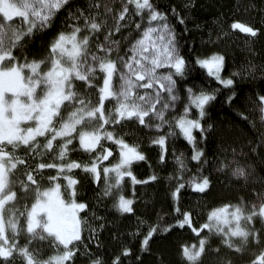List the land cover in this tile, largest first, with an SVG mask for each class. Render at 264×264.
Segmentation results:
<instances>
[{
    "label": "snow or ice",
    "instance_id": "snow-or-ice-1",
    "mask_svg": "<svg viewBox=\"0 0 264 264\" xmlns=\"http://www.w3.org/2000/svg\"><path fill=\"white\" fill-rule=\"evenodd\" d=\"M192 3L179 0L162 9L158 0H0V264H76L80 258H85V264H106L104 256L96 255L84 243L87 239L103 246L100 233L111 221L104 214L97 215L98 207L105 208L104 201L111 199L107 207L121 215L133 213L134 197L122 194L123 178L130 177L133 185L160 182L155 172L138 181L131 170L134 161H143L146 156L138 144L124 139L126 128L133 129L134 135L136 130L155 131L147 143L159 148L158 159L164 166L168 164L167 140L177 136L179 129V135L192 145L190 161L196 162L193 167L202 177L191 186L205 195L213 184L211 172L201 171L206 165L245 182L257 179L253 164L238 159L235 148L231 155L227 148L220 150L223 155L213 152L210 160L199 142L216 134L213 122L202 123L221 91L211 78L229 91L227 100L234 103L240 97L233 90V76L253 81L257 76L264 78V59L256 64L250 58L225 74L228 59L224 51L189 58L182 51L186 42L171 18L185 25ZM261 13L264 15V8ZM61 14V27L49 40L46 54L30 58L26 43L36 33L52 28ZM17 17L19 23L14 19ZM230 28L253 38L264 32L239 20H233ZM184 31H188L186 26ZM227 35L228 30L220 26L215 35L210 29L206 39L219 41ZM249 52L253 57L258 55L254 49ZM197 66L210 73L208 83L195 79ZM252 103V109L238 110L237 114L253 128L259 123L248 155L264 163V89L256 90ZM190 105L195 106V112ZM177 111L178 116L173 114ZM194 129L199 130V140ZM77 139L78 144L74 143ZM107 141H114L118 159L101 165L113 153V147L105 146ZM81 149L90 160L72 158ZM172 158L176 174L169 173L165 179L174 182L170 196L175 204L185 186L183 174L190 161L176 148ZM72 169L84 170L85 176L91 175L97 183L99 191L92 193L95 204L74 198L79 185ZM52 170L54 174L45 176ZM60 177L67 182L63 185L67 199ZM45 179L47 186H42ZM260 179L264 181V177ZM29 192L34 193L30 204ZM113 192L120 194L113 197ZM257 196L264 201V190ZM251 209L245 210L243 198L239 203L212 208L204 223L191 228L200 234L198 245H181L185 264H205V254L209 264H233L232 257L221 252L222 247L243 253L252 242L264 245V202L253 203ZM82 210L89 212L91 221ZM174 211L181 218L167 223L164 213L157 210L156 223L148 222L140 241L141 251L150 246L154 233L168 232L174 224L181 229L193 224L194 210L181 212L176 207ZM257 216L259 227L253 223ZM137 221L131 236L145 224L142 217ZM85 229L89 235L82 238ZM213 236L218 240L215 244ZM21 237L23 243H18ZM45 247L53 249L47 257L42 255ZM131 251L122 246L107 264H123L121 253ZM136 261L142 264L139 256ZM256 262L264 264V247L255 260L244 264Z\"/></svg>",
    "mask_w": 264,
    "mask_h": 264
},
{
    "label": "trees",
    "instance_id": "trees-1",
    "mask_svg": "<svg viewBox=\"0 0 264 264\" xmlns=\"http://www.w3.org/2000/svg\"><path fill=\"white\" fill-rule=\"evenodd\" d=\"M177 3L179 0H158L159 6L162 9H166L169 3ZM249 5H254L250 7ZM264 8V0H193L192 7L187 10L186 24L182 25L171 18V22L175 25L177 32L186 42V47L182 48V51L187 53L189 58L194 56H209L215 51H224L227 53L228 67L224 70L225 74L231 72L234 67L238 68L240 65L246 63L250 58L254 60L256 64L264 59V32L257 37L253 38L249 34L242 32L240 29H231L230 24L233 20H239L243 23H248L264 29V15L261 13V9ZM183 12L184 10L181 9ZM63 14L60 15L54 22V25L50 29H46L42 32L36 33L34 38H31L26 47L29 49L30 58H41L47 52V44L54 32L59 30L60 19ZM185 26L188 31L185 32ZM223 26L228 30V35L219 41H209L207 38L209 30H212V34L215 35V29ZM257 51L258 55L252 56L249 49ZM195 79L200 83H208L210 80V73L206 68L197 66L196 72L193 74ZM235 81L234 88L238 93L240 99L234 103H230L227 100L230 94L228 90H225L220 86L214 78H211L210 82L217 87H221V91L217 93L216 99L211 107L207 109L208 119L202 121V123L213 122L216 126V134L211 138H208L207 142L200 141L199 147L205 149L207 157L211 160L213 152H217L218 155L224 153L221 149L227 148L228 155H231L233 148L237 151V158L242 162L247 159L248 163L253 164L256 169L255 175L257 179L253 181L251 178L245 182L242 178L233 177L227 171L214 170L212 165H206L203 171L205 174L211 172L212 174V190L207 192V195L199 192L191 186L192 182H198L202 177L193 167L196 162L190 161L192 154V145L179 135V129H176L177 136L168 138L167 151L165 156L168 160L167 166H164L158 159L159 150L155 145L147 143V138L154 134L155 131H149L144 129L143 131L136 130L135 135L133 129L126 128L125 139L129 143L137 144L141 151H144L146 159L143 161H134L131 170L137 176L138 181H144L145 177L153 172L156 173L159 183L155 181H145L144 183L132 184L130 177H124L122 180V194L125 196H133V213H127L121 215L116 212L115 209L107 207L111 205L112 200L104 201L105 208L97 209V215L104 214L108 220L111 221L100 233V243L102 247H98L94 241L84 239V243L88 244L89 249L95 252L96 255H102L105 257L106 264L111 258L121 252L122 246L126 245L132 249L128 254L121 253L123 257V264H137L136 257H140L142 264H185L186 258L181 255V245L188 244L189 246L199 242V233H195L191 230L192 227H199L200 224L207 220V213L214 207L221 204L228 203L234 204L241 202L243 198V204L246 211H250L251 205L260 201L257 193L264 190V181L260 177H264V163H260L258 158L253 159L249 154V142H255V138L258 136L259 123L256 128H253L251 124L244 121L237 113L239 111L250 110L254 107L252 101L255 100V92L258 89H264V78L257 76V79L253 81L251 78H242L241 76H233ZM100 83H102V77H98ZM94 98H98V93H94ZM182 107V106H181ZM179 115V112L173 113ZM253 118V113L249 111V119ZM138 123V122H137ZM164 130H161V133ZM194 135L199 140V130L194 129ZM143 137V139H140ZM135 139V140H134ZM78 139L76 140V142ZM78 143V142H77ZM99 147V145H98ZM176 148L177 152L183 151L186 157L189 158L188 171L183 174V180L185 186L181 189L179 199L175 204L172 202L170 196V187H174V182L167 181L165 177L169 173L175 175L176 164L172 158V149ZM114 152H118L114 149ZM95 151V150H93ZM114 155H112V158ZM74 159L90 160L88 154H84L83 150H78L72 155ZM47 162V161H45ZM104 161H101V165ZM159 164V167L156 165ZM151 165V166H150ZM99 167V165H98ZM52 170L47 175L54 174ZM53 172V173H52ZM75 172V171H74ZM78 177V185L76 192L77 199H83L89 202L90 205L95 204L92 199V193L95 189L99 191L97 183L92 181V177L89 175L86 177L84 170L76 172ZM102 179V177H101ZM42 186H47V180L42 182ZM135 188V192H133ZM207 191V190H205ZM22 195V193H20ZM120 193L113 192V197ZM28 196L29 203L31 202ZM23 201H21L22 203ZM179 207L181 212L185 210H194L191 216L193 224L191 226L185 225L183 229L179 225H173L172 229L164 233H154L155 239H151L150 246L144 251L140 249V241L142 236L146 234L148 228V222L156 223L157 210H161L164 213V221L172 223L175 218H181L175 213L174 208ZM83 214L91 216L89 212L82 210ZM137 217H142L145 220V224L140 228L135 236H131L129 233L132 227L135 226L138 221ZM257 220L253 221L256 226L259 227ZM245 221L241 220L242 226L245 225ZM227 228V226H224ZM202 233L207 234L206 229L201 230ZM115 234V238L114 235ZM89 235L88 230L82 231V238H86ZM212 243L218 242L217 238L213 236ZM236 239V238H233ZM18 243H23V237L20 238ZM264 245L252 242L251 246L246 248L243 253L236 252V250H228L222 247L221 252L225 255H230L233 260V264H244L246 261H251L255 258V255L259 254V250ZM53 249L45 247L42 250V255L47 257L51 255ZM68 264V262H65ZM76 264H85V258L77 260ZM205 264H209V256L205 254Z\"/></svg>",
    "mask_w": 264,
    "mask_h": 264
},
{
    "label": "rangeland",
    "instance_id": "rangeland-1",
    "mask_svg": "<svg viewBox=\"0 0 264 264\" xmlns=\"http://www.w3.org/2000/svg\"><path fill=\"white\" fill-rule=\"evenodd\" d=\"M15 20H16V22L17 23H19L20 22V18L19 17H17V18H14ZM110 99V98H109ZM190 108L192 109V111L193 112H195V106L194 105H190ZM194 131V130H193ZM124 132H125V134H124V139H125V136H126V130H124ZM154 135H156V134H154ZM103 139V138H102ZM135 140V139H134ZM134 143H136L137 144V141H133ZM106 147H113L114 146V141H107L106 142V145H105ZM114 149H117V148H115V147H113ZM118 150V149H117ZM158 150H159V148H158ZM160 151V150H159ZM113 155H114V157L112 158V156H109V158H108V160L107 161H104L103 162V164H106V163H108V162H115L114 161V158H116V159H118V152H113L112 153ZM102 164V165H103ZM100 167V166H99ZM101 171H102V169H101ZM60 179V178H59ZM60 182H61V184H62V194H65L64 193V188H63V185H65L67 182L63 179V178H61L60 179ZM23 194V193H22ZM28 196H32V198L34 197V193L33 192H29L28 193ZM32 198H29V200L31 201L32 200ZM65 198L67 199L68 197H67V195L65 194ZM74 198H76V195H75V197ZM77 199V198H76ZM23 203V202H22ZM30 204V203H29ZM225 226H227V225H225ZM81 235H82V233H81Z\"/></svg>",
    "mask_w": 264,
    "mask_h": 264
},
{
    "label": "flooded vegetation",
    "instance_id": "flooded-vegetation-1",
    "mask_svg": "<svg viewBox=\"0 0 264 264\" xmlns=\"http://www.w3.org/2000/svg\"><path fill=\"white\" fill-rule=\"evenodd\" d=\"M77 135H78V134H77ZM77 142H78V141H77ZM77 142L74 141V143H77ZM77 144H78V143H77ZM113 152H114V150H113ZM112 155H113V154H112ZM74 171H75V172H74ZM77 171H80V170H78V169H72V170H71V173L74 174V175L76 176V175H77V174H76ZM53 172H55V170H54ZM53 172H52V173H53ZM48 173H49V172L46 171V172H45V176H47ZM89 176L91 177V175H89ZM61 178H63V177H60V179H61ZM76 179H77V181H78V177H76ZM45 180H46V179H45ZM253 260H255V258H254ZM256 264H259V262H256Z\"/></svg>",
    "mask_w": 264,
    "mask_h": 264
}]
</instances>
